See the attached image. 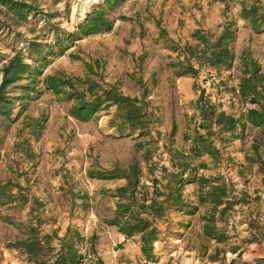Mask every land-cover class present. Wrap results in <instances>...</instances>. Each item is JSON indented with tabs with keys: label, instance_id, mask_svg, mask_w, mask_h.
Here are the masks:
<instances>
[{
	"label": "rangeland",
	"instance_id": "obj_1",
	"mask_svg": "<svg viewBox=\"0 0 264 264\" xmlns=\"http://www.w3.org/2000/svg\"><path fill=\"white\" fill-rule=\"evenodd\" d=\"M9 1L0 0V264H35L13 245L30 230L55 244L73 229L78 264H264V125L244 119L256 105L237 85L244 58L264 73V29L241 11L264 14V0ZM92 10L106 25L78 28ZM224 27L231 60L211 64ZM46 76L64 81L48 88ZM108 89L136 98V127L111 99L74 112ZM199 96L235 125L198 126ZM196 134L213 155L189 150ZM130 168L135 197L156 194L161 205L145 215L156 230L145 250L138 233L104 221Z\"/></svg>",
	"mask_w": 264,
	"mask_h": 264
},
{
	"label": "trees",
	"instance_id": "obj_2",
	"mask_svg": "<svg viewBox=\"0 0 264 264\" xmlns=\"http://www.w3.org/2000/svg\"><path fill=\"white\" fill-rule=\"evenodd\" d=\"M9 2L10 1L8 0V3ZM16 5L18 7L21 6L19 3ZM241 11L242 16L245 17L246 15H249L248 19L252 23L251 25L253 29L256 31L264 29V14L255 15L253 12V6L242 8ZM95 13L96 12L92 10L90 13L86 14L84 20L78 25V28L82 30L87 29L89 32L97 29L99 25H106V22H104L98 14L94 15ZM230 33L231 31L229 32V29L224 27L212 46L208 48L206 57L207 61L209 60V63L229 65L232 53L226 45L227 40L225 38H231ZM16 63H19V61L17 60ZM243 65V74L239 77L237 83L238 92L241 96L247 97L250 102H253L256 105V107L252 106L246 109L244 119L254 125H264V73L258 71V65L251 58L247 60L244 58ZM8 66L6 68H8ZM63 81L64 80L55 82L52 76H46L44 83L48 88L58 89L59 84ZM75 97L77 96L75 95ZM104 99H111V102H116V107L121 111L124 120L127 121L130 126L136 127L135 123L139 121V118L142 115L140 105L134 102L136 98L127 95L114 94V92L109 89L102 90L101 95L95 94L93 98H89L87 101L81 100L80 103L78 102L77 104H74L73 110L76 114L83 113L87 105L100 104V100ZM197 100L199 102V115L201 119L198 126H208L210 121H212L221 129L228 130L229 128H232L238 120L237 117H234L230 113H225L222 109L214 111L213 106L202 100L200 96ZM214 149L215 148L211 144L210 139L208 140V137L200 134H196V139L194 138V143L189 148L192 152L198 153L200 151H205L211 155H213ZM175 163L183 171L184 164L181 162ZM135 171V169L130 168V176L126 174V183L119 185L114 189L116 200L113 214L111 217H105L104 221L116 225L117 229L125 235L138 233L141 243L140 247L142 250H145L148 248L149 242L154 237L156 231L155 226L150 223L148 216L145 215L149 213L152 215L160 214L161 205L160 200H157L156 198V194H154L146 204L143 202L146 196L142 195L140 198L135 197L134 188L137 181L134 176ZM107 173L108 172L106 171H98L97 176L105 177L104 175ZM181 177L177 180L178 185L182 183L183 178ZM178 188L179 187L175 188L174 193L171 190L168 191L165 199L175 200L178 195ZM210 197L211 201L217 202L215 196ZM30 231L31 232L25 237L18 238L19 240L17 239L13 245L16 247H18V245L21 246L22 250L28 255V259L32 260L35 264H78L81 254L78 252V249L74 244L75 239L79 237L78 232L75 229L70 233H64L62 236L57 237V242L55 244L50 243V235L48 233L39 234L36 231Z\"/></svg>",
	"mask_w": 264,
	"mask_h": 264
}]
</instances>
